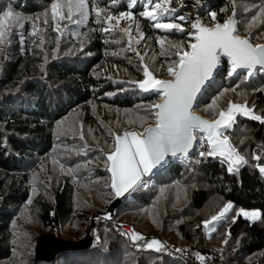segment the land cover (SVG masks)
<instances>
[{
	"label": "trees",
	"instance_id": "16d2710c",
	"mask_svg": "<svg viewBox=\"0 0 264 264\" xmlns=\"http://www.w3.org/2000/svg\"><path fill=\"white\" fill-rule=\"evenodd\" d=\"M53 2L0 0L6 32L0 44V264H33L42 234L76 242L87 232L91 248L62 253L54 264H183L164 250H148L153 239L209 256L214 264H264V123L243 115L225 131L247 161L238 171L229 172L220 156L193 153L189 162L165 166L150 188L132 191L113 215L101 217L116 197L107 170L113 133L154 123L147 106L160 98L139 88L143 66L156 78H169L167 66L178 59L173 45L188 50L193 42L188 13L195 6L208 26L223 23L235 7L238 34L264 41V17L248 28L264 0H171L176 11L160 21L179 24L183 32L153 27L140 15L148 0H87V18L78 12L71 21L52 19ZM95 8L107 11L98 18ZM9 9L20 19H5ZM122 12L133 19L104 31L117 24L105 23L106 16ZM125 28L131 29V44ZM229 71L222 60L197 112L213 119L232 101L264 117V74L245 80V73L229 77ZM221 93L217 112L206 110ZM227 203L231 212L207 236L203 222ZM240 208L259 210L261 219H234ZM119 225L144 241H134Z\"/></svg>",
	"mask_w": 264,
	"mask_h": 264
},
{
	"label": "snow or ice",
	"instance_id": "6c2138e0",
	"mask_svg": "<svg viewBox=\"0 0 264 264\" xmlns=\"http://www.w3.org/2000/svg\"><path fill=\"white\" fill-rule=\"evenodd\" d=\"M133 3H135V0H133ZM170 4L171 0H148L145 11L140 15L154 21L153 27L157 29L183 32L184 29L179 24L160 21V17H163L169 11H176V9L169 8ZM149 5H151L150 10ZM86 10L87 0H54L51 4V16L54 21L64 19L71 21L74 14L78 12L84 14L86 19ZM94 11L99 18L107 9L95 8ZM221 11H224V9H221ZM3 15L5 19H20V17L14 16L10 9L5 11ZM211 16L215 19L216 13H211ZM235 16L236 10L234 7L232 16L222 24H215L212 28L201 26L199 21L194 22L192 27L196 30L195 43L189 44L187 46L188 50H184L180 45H173L177 49L175 56L178 59L173 60L167 66V73L171 79H157L147 65L143 66L145 79L138 82L139 88L145 92L156 91L163 97V100L160 103L147 106L149 114L155 115V127H146L142 133L126 132L123 136L113 133L115 144L114 150L107 154V161L110 162L107 170L111 173V188L117 196L122 195L129 189H135L139 186L146 187L147 185L144 184L142 177L165 162L166 156L175 157L177 154H182L183 157H188L194 141L197 140V132L205 134L200 137V140L203 142L206 139L209 146L207 152L201 151L199 153L201 157L217 155L223 157L229 164V172L238 171V166L247 163L245 158L238 153L236 147L230 143L229 136L225 135V131L236 124L237 115H243L261 123H264V117L255 115L253 109L249 108L247 103L236 104L228 101L226 109H219L218 101L223 93L206 109L214 113L219 109L217 119L213 121L205 120L194 112L203 86L206 81L213 77L222 55L228 58L231 65V70L228 72L229 77L236 74L240 69L246 71L245 80L256 75L257 71L264 73V45L257 44L254 46L249 38H242L236 34L238 22L234 18ZM125 17L129 20L133 19L131 12H122L119 17H114L111 14L107 15L105 23L110 24L115 19L117 24L105 28L104 31H110L112 28L117 27L119 20ZM261 17H264V7L252 17V21L248 24L249 30L255 26ZM179 19L184 20L186 17L180 16ZM56 26L59 30V23ZM2 28L3 26L0 25V44L5 43L6 40V32ZM122 31L129 34V44H131V29L125 28ZM140 38L143 39L142 33ZM158 42L161 46L165 44L163 39H158ZM140 58L143 61V57ZM152 110H155L154 113ZM254 159H260V157L255 156ZM259 171L264 174V167H260ZM232 208L231 203L225 204L217 215L203 222L205 228L214 231L215 229L211 226L215 222L226 218ZM237 214L243 215L251 221L261 219L259 211L249 212L241 209ZM132 239L134 241L141 240L143 237L133 233ZM146 246L149 249L154 248L156 251L164 248V245L155 239L147 243ZM177 251H180V249H177ZM197 258L201 261L204 259L199 254H197Z\"/></svg>",
	"mask_w": 264,
	"mask_h": 264
},
{
	"label": "water",
	"instance_id": "95a60500",
	"mask_svg": "<svg viewBox=\"0 0 264 264\" xmlns=\"http://www.w3.org/2000/svg\"><path fill=\"white\" fill-rule=\"evenodd\" d=\"M198 7L199 6L193 7L192 10L188 13V18H189V21H190V32L192 33V38H193V42L192 43H195V32H196V30L192 27V24L194 22L199 21L201 26H203V27H209V28H212V27L215 26V24L220 23V22H215L212 27L203 24L201 22L200 18L198 17V14H197ZM232 14L233 13H231L226 18V20L230 16H232ZM236 34H238V32ZM239 36H241V35H239ZM242 38H248V37L245 36V37H242ZM257 44L264 45V42L257 43ZM257 44H253V45L255 46ZM222 60H225V61L228 62V58L226 56H223L222 55L221 58H220V63L217 66V69L214 71L213 77L209 81H206L205 82V85L203 86L202 93L198 97V102H199L200 98L202 97L203 93L205 92V90L215 80L216 75L221 70V68H222ZM228 65L230 66V70H231V65L229 64V62H228ZM237 73H245L246 74V71L243 70V69H240V70L237 71ZM258 73L264 74V73H261V72L257 71L256 75ZM256 75H254L251 78H255ZM157 79L168 80V79H171V77H169V78H157ZM148 93H155V94L159 95V98L160 99L156 103L162 102L163 97L158 92L150 90V91H148ZM198 102H197V104H198ZM153 111H155V110H153ZM194 112H195L196 115L200 116L202 119H205V120L213 121V120L217 119V118L210 119L207 116L201 115L199 112H197L196 107L194 109ZM155 119L156 118H155V115H154V123L153 124H148L144 128H146V127H155ZM144 128H143V130H144ZM143 130H141L140 132H137V131H133V132L142 133ZM204 135L205 134H203V133H199V132L196 133L197 140L194 141L193 148L190 150L188 157H183L182 154H177V156H175V157H173L171 155H168L165 158V162H163L161 165H158L156 168H154L152 170L151 173H149L146 176H153L154 174L160 172V170L164 171L165 170V166H168L167 165V161L168 160L181 159L184 162H189L191 156L194 153V150H195L196 144L198 143L199 138L201 136H204ZM204 141L206 142V139ZM206 145L208 146L207 142H206ZM123 200H124L123 197H116L109 204V206L107 207L106 213L107 214H110V215H113L114 212L120 207V205L123 202ZM91 245H92V237H91L90 232H87L86 236L82 240L76 241V242L75 241H70V240H62V239H59L57 237L52 236L51 234H42V235H40L38 237V239L36 241V245H35V255H34L33 264H54V261L57 258H59L62 253H65V252H79V251H84V250H87V249L91 248Z\"/></svg>",
	"mask_w": 264,
	"mask_h": 264
},
{
	"label": "built area",
	"instance_id": "2783aa9c",
	"mask_svg": "<svg viewBox=\"0 0 264 264\" xmlns=\"http://www.w3.org/2000/svg\"><path fill=\"white\" fill-rule=\"evenodd\" d=\"M205 144H206L205 141L201 142V140L199 138L198 143L196 144V147L194 150V153L197 157L201 158L199 153L204 150ZM172 162L184 163L183 160L176 159V160H168L167 165H169ZM142 180H143L144 184L147 185L146 187L145 186H139L138 187L142 191L150 188L154 184L153 176H143ZM177 249H180V251H177ZM165 251H166V249H165ZM167 252L170 253V255H175V256L179 257L181 259V261L183 262V264H211V263L214 264L213 259H211L209 256H205L203 261H201V260L197 261L189 252H187V251H185V250H183L177 246H172V248H167Z\"/></svg>",
	"mask_w": 264,
	"mask_h": 264
},
{
	"label": "rangeland",
	"instance_id": "374dc122",
	"mask_svg": "<svg viewBox=\"0 0 264 264\" xmlns=\"http://www.w3.org/2000/svg\"><path fill=\"white\" fill-rule=\"evenodd\" d=\"M206 25V24H205ZM213 26V24L210 26V27H212ZM262 42H264V41H262ZM262 42H258V43H262ZM253 44H257V43H253ZM218 117V116H217ZM216 117V118H217ZM213 119H215V118H213ZM150 124H153V123H150ZM148 125V124H147ZM146 126V125H145ZM144 126V127H145ZM143 127V128H144ZM143 128H141V129H128L126 126H124L123 128H122V130H121V134H119L120 136H123L124 135V133H126V132H133V131H137V132H140L141 130H143ZM226 135V134H225ZM208 147V146H207ZM209 148V147H208ZM218 156V155H217ZM110 163V162H109ZM85 168H83V170H84ZM110 175H111V173H110ZM264 175V174H263ZM136 189H139L138 187L137 188H135V189H129L127 192H124L122 195H120V196H117L116 194H115V196L116 197H123V198H125V199H127L128 198V196H129V194L132 192V191H134V190H136ZM114 193H115V191H114ZM115 197V198H116ZM114 198V199H115ZM113 199V200H114ZM242 208H240V209H238V210H236V214L234 215V219H236L238 216H241L243 219H246V220H248V221H250V222H253V221H251V220H249V219H247V218H245L243 215H238L237 213H239V211L241 210ZM107 210V209H106ZM232 210V209H231ZM231 210L228 212V214L231 212ZM243 210H245V211H249V212H251V211H259V210H246V209H243ZM260 212V211H259ZM115 213V212H114ZM227 214V215H228ZM105 216H110V214H107L106 213V211H105V215H101V217L102 218H106ZM96 219V217L93 219V221ZM225 219V218H224ZM224 219H222V220H220L219 222H215L212 226H211V228H214L215 229V227L220 223V222H222ZM119 227L120 228H123L124 230H126L127 231V233L128 234H131L130 235V237H131V239H132V234L133 233H136V234H139V233H137V232H134L132 229H130L129 227H126V226H121V225H119ZM96 231V230H95ZM95 231H94V233H95ZM213 231H210L209 229H206L205 228V226H204V233L207 235V236H209L211 233H212ZM140 236H142L141 234H139ZM141 242L142 241H144L143 239H141L140 240ZM149 242H151V241H148L147 243H149ZM147 243L145 244V246L147 245ZM172 246H177V247H179V248H181V249H183V250H185V251H187V252H189L188 250H186V249H184L183 247H181V246H179V245H176V244H166V245H164V248L162 249V250H160V251H163L164 250V252H165V254H168V255H170V253H168L167 252V248H172ZM165 249H166V251H165ZM148 250H154V252H158L159 253V251H156L154 248L153 249H149L148 248ZM190 253V252H189ZM191 254V253H190ZM192 255V254H191ZM172 256H174V258L175 257H177V256H175V255H172ZM197 261H199L200 259H198L197 257H195L194 255H192ZM202 257H205V255H203ZM179 258V257H178ZM180 260V259H179ZM211 264H213V263H211Z\"/></svg>",
	"mask_w": 264,
	"mask_h": 264
},
{
	"label": "bare ground",
	"instance_id": "6f19581e",
	"mask_svg": "<svg viewBox=\"0 0 264 264\" xmlns=\"http://www.w3.org/2000/svg\"><path fill=\"white\" fill-rule=\"evenodd\" d=\"M206 143V142H205Z\"/></svg>",
	"mask_w": 264,
	"mask_h": 264
}]
</instances>
